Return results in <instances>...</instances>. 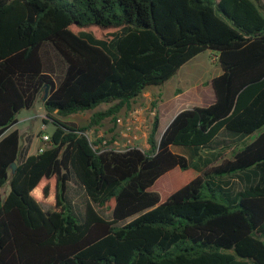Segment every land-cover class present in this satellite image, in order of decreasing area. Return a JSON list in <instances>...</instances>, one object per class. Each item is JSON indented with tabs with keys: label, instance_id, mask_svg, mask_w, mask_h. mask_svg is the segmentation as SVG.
I'll use <instances>...</instances> for the list:
<instances>
[{
	"label": "trees",
	"instance_id": "1",
	"mask_svg": "<svg viewBox=\"0 0 264 264\" xmlns=\"http://www.w3.org/2000/svg\"><path fill=\"white\" fill-rule=\"evenodd\" d=\"M262 11L264 0H0V264H264ZM46 43L65 64L57 82ZM208 50L221 69L212 103L181 110L157 138L151 102L147 151L93 149L102 137L85 132L115 126L123 107ZM37 101L55 130L27 155L11 128ZM100 104L84 127L55 117ZM222 131L257 135L200 174L170 150L209 148ZM238 174L247 184L236 192L217 180ZM72 180L87 197L83 219L66 196Z\"/></svg>",
	"mask_w": 264,
	"mask_h": 264
},
{
	"label": "rangeland",
	"instance_id": "2",
	"mask_svg": "<svg viewBox=\"0 0 264 264\" xmlns=\"http://www.w3.org/2000/svg\"><path fill=\"white\" fill-rule=\"evenodd\" d=\"M71 1V0H68ZM264 14V11H262ZM211 54L209 51H205L198 55L196 59L189 61L187 64L182 66L179 71L168 80L163 86L160 87H150L148 88L136 101L131 104V108H140L142 109L141 113V126L146 127L150 126L152 121L154 110L151 111V102L157 101L158 113H161V124L168 121L171 116H173V110H169V104L172 102L173 98L177 97L176 95L181 94L178 100L185 99L188 97V94L196 96L198 99V104L195 103H186L179 105L174 112L180 111L182 109L192 108L194 106H199L200 96L197 93L198 90L203 89L205 94L208 96L211 94V86L209 84L210 78L220 74V66L218 62H211ZM41 55L44 63L48 64L51 68V72L54 80L57 82L63 76L65 70V64L62 58L55 52L53 47L46 43L42 46ZM207 98V97H206ZM208 100V98H207ZM204 106L206 103H201ZM207 105V104H206ZM109 107L106 104H100L96 108L87 110L83 113L73 114L66 117H58L59 120L65 123H72L77 127H84L87 125L89 118L96 112L104 111ZM175 108V106H174ZM44 111L42 101L35 102L34 106L31 109L21 110L17 116V123L11 129H17L20 133L19 145L20 150L24 151L27 147L28 151H36V146L39 142V137L43 135L51 136L55 130V125L51 120H47L45 123L41 117V113ZM126 108H122L118 113V118L126 117ZM166 120V121H165ZM117 125H113L111 118L103 120L100 126L96 131H104L103 136L109 137L112 134L117 135L118 131ZM96 131L92 130L85 132L84 135L88 139H94ZM149 132V127L147 134ZM159 133L157 138H159ZM257 134H252L249 136H239L234 135V137L221 134L218 136V146H213L209 148H199L196 151H192L188 148L172 146L171 152L184 156L187 158L192 166L193 171L196 174H200L208 166L215 164L220 161L222 158H229L230 151L234 148L239 150L243 148L244 145L251 142ZM143 142H140L137 147H140L142 151H147L149 149L148 144L145 143L144 138ZM147 142V141H146ZM215 142V140H214ZM222 145V146H219ZM35 149V150H34ZM22 151V152H23ZM241 175L225 176L220 179H217L221 183L228 181V186L233 189L234 192L239 191L243 188V185L246 182H240L238 179ZM238 180V182H237ZM166 183V188H161L160 196L164 198L166 192L170 188L168 183V177H162V180L159 183ZM9 191L8 182L1 188V195L4 197ZM66 196L69 202L71 203L73 210L76 216L80 219L84 218L85 205L87 202V197L82 189V187L77 184L75 181H70L67 183ZM100 215L104 218H108V214L105 211H99ZM131 219L120 223L118 226L126 224Z\"/></svg>",
	"mask_w": 264,
	"mask_h": 264
},
{
	"label": "built area",
	"instance_id": "3",
	"mask_svg": "<svg viewBox=\"0 0 264 264\" xmlns=\"http://www.w3.org/2000/svg\"><path fill=\"white\" fill-rule=\"evenodd\" d=\"M141 113L142 109L135 108L129 111L125 118H117L116 119V125L118 128L116 138L111 142V144H108V141H110V137H104L100 136L98 138L102 137V141L100 144L93 145V149L97 150L98 148H103L102 150H115V151H126L131 148H138L142 150L138 144L140 143V138H144L145 136L140 137L141 135L138 134L139 130H137V125L141 121ZM148 126L145 127L146 131ZM148 131V130H147ZM146 131V133H147ZM40 139V147L37 149V152H42L48 142H49V136L43 135L39 137ZM147 139V136H146ZM90 141H94V139H89Z\"/></svg>",
	"mask_w": 264,
	"mask_h": 264
},
{
	"label": "crops",
	"instance_id": "4",
	"mask_svg": "<svg viewBox=\"0 0 264 264\" xmlns=\"http://www.w3.org/2000/svg\"><path fill=\"white\" fill-rule=\"evenodd\" d=\"M209 51V50H208ZM210 53H213V54H211V62H216L217 61V54L215 53V52H213V51H209ZM198 56H196L195 58H193V59H196ZM192 59V60H193ZM187 64V63H186ZM221 70V69H220ZM220 74H221V72H220ZM220 74H218V75H220ZM217 75V76H218ZM215 77V76H214ZM213 78V77H212ZM212 78H210V80H209V84H210V81H211V79ZM212 89V88H211ZM200 94V98H199V101L200 102H202V103H206L207 105L208 104H210V103H212L213 102V100H214V94H213V91H211V94L210 95H206L205 94V92H204V90L203 89H200V90H198L197 91V93L196 94ZM189 96L188 97H185V99H182V100H178V98L181 96V94H178V95H176L177 97H175V98H173V100H172V102L168 105L169 106V110H173V116H171V118H169V120L168 121H166V122H164L165 124L162 126V124H161V122H160V126H159V131H160V133H159V136L162 134V132L165 130V128L167 127V125L170 123V121L173 119V117L178 113V112H180V111H177V112H174V110L175 109H177V107L179 106V105H183V104H186V103H190V102H192V103H197L198 102V99L196 98V96L194 97V95H192V94H188ZM208 98V100H207V98ZM198 104V103H197ZM201 104V103H200ZM205 104V105H206ZM174 106H175V108H174ZM183 110V109H182ZM41 117L43 118V119H46V117H45V111H43L42 113H41ZM142 120V119H141ZM149 127V126H148ZM137 130H139V132H138V134L139 135H141L140 137H142V136H145L144 137V141H145V143L147 144V142H146V136H147V133H146V131L148 130V128H147V130L146 131H144L145 130V127H144V129H143V127L141 126V122L137 125ZM91 132H92V130H91ZM104 131H98L97 133H96V137H100V136H103V133ZM221 134H225V135H227V136H230V137H234V135H231V134H228V133H226V132H224V131H222L219 135H221ZM218 135V136H219ZM218 136L215 138V142L213 141V143L212 144H215L214 145V147H217L218 146V143H219V141L217 140L218 139ZM143 138V137H142ZM142 138H140V142H143V140H142ZM40 139H39V142H38V145L36 146V148L38 149L39 147H40ZM211 146H213V145H211ZM219 146H222V145H219ZM29 149V148H28ZM37 149H36V151L34 152V151H28V154L27 155H32V154H35V153H37ZM35 150V149H34ZM170 150H171V147H170ZM239 180V179H238ZM238 180H237V182H238ZM240 181V180H239ZM241 182V181H240ZM244 182H246V181H244ZM245 184H247V183H245Z\"/></svg>",
	"mask_w": 264,
	"mask_h": 264
},
{
	"label": "water",
	"instance_id": "5",
	"mask_svg": "<svg viewBox=\"0 0 264 264\" xmlns=\"http://www.w3.org/2000/svg\"><path fill=\"white\" fill-rule=\"evenodd\" d=\"M47 93H48V88L45 86L44 91H43L42 101H45V100H46V98H47ZM15 167H16L15 163H12V164L10 165L11 173L14 172Z\"/></svg>",
	"mask_w": 264,
	"mask_h": 264
}]
</instances>
